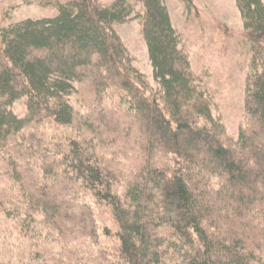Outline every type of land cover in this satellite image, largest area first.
<instances>
[{
    "label": "trees",
    "instance_id": "1",
    "mask_svg": "<svg viewBox=\"0 0 264 264\" xmlns=\"http://www.w3.org/2000/svg\"><path fill=\"white\" fill-rule=\"evenodd\" d=\"M235 3L237 138L165 0H51L17 22L0 4V264H264V1ZM133 17L156 86L114 30Z\"/></svg>",
    "mask_w": 264,
    "mask_h": 264
},
{
    "label": "rangeland",
    "instance_id": "2",
    "mask_svg": "<svg viewBox=\"0 0 264 264\" xmlns=\"http://www.w3.org/2000/svg\"><path fill=\"white\" fill-rule=\"evenodd\" d=\"M50 1L0 0V4L6 10L12 8L10 21L17 22L27 18L55 16L57 9L48 4ZM111 1L102 0L105 4ZM165 3L172 24L181 35L182 45L190 53L192 67L202 76L197 78L210 88L214 102L213 114L220 117L230 135L237 138L240 126L245 122V77L249 72L246 47L249 44L244 38L235 0H165ZM136 10H140L138 5ZM141 28L137 17L114 25V30L134 59V66L145 74L152 86H156ZM13 110L21 115L24 105L18 102ZM84 194L86 200L91 199L87 192ZM110 210L102 204L96 207L100 225L115 231ZM111 239L107 237L106 241Z\"/></svg>",
    "mask_w": 264,
    "mask_h": 264
}]
</instances>
